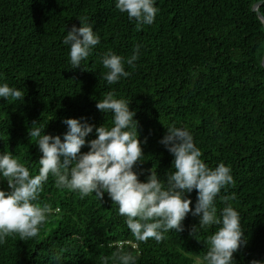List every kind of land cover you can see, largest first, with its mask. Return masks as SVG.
<instances>
[{"label": "trees", "instance_id": "16d2710c", "mask_svg": "<svg viewBox=\"0 0 264 264\" xmlns=\"http://www.w3.org/2000/svg\"><path fill=\"white\" fill-rule=\"evenodd\" d=\"M254 0H157L152 25L137 30L114 0H0V82L22 89L23 102L0 99V152L9 151L38 173L42 153L28 130L33 121L45 134L67 131L66 118H86L111 126V114L97 109L115 90L136 112L144 162L134 170L146 182L150 170L166 180L174 157L159 143L167 126H187L210 167L224 162L234 184L221 191L239 212L247 244L235 264L264 261V22ZM264 13V5H261ZM86 17L101 42L80 68L69 62L63 37ZM142 45L134 68L108 85L100 58L109 50L127 59ZM95 130L86 139H95ZM87 146L81 152H87ZM0 190L11 189L0 179ZM194 208L197 193L187 194ZM59 211L36 238L9 236L0 244V264H101L117 247L137 256L136 264H197L207 251V235H190L199 217L189 213L184 231L171 230L163 242L149 239L134 248V237L105 193L81 198L58 189L49 176L40 201ZM218 210L224 202L217 197ZM103 244L104 247H100ZM111 244V247L109 246Z\"/></svg>", "mask_w": 264, "mask_h": 264}, {"label": "clouds", "instance_id": "9594fccd", "mask_svg": "<svg viewBox=\"0 0 264 264\" xmlns=\"http://www.w3.org/2000/svg\"><path fill=\"white\" fill-rule=\"evenodd\" d=\"M115 9L127 14L134 21L137 30L143 25L155 22L159 9L157 0H114ZM264 0H254L253 11L261 13ZM81 26L72 25L63 37V44L69 46V62L72 68H80L93 49L101 42L99 32L93 30L86 17L78 18ZM142 45L134 46L127 59L112 50L100 58L106 69L101 75L108 85L118 83L130 75L125 65L134 68L139 59ZM22 89L0 82V99L23 102ZM96 107L111 114V126L97 127L86 118H66L62 121L67 131L60 135L45 134L46 126L33 121L28 135L35 138L42 155L38 173L33 175L29 167L21 163L12 152H0V179H6L10 191L0 190V244L6 238L18 235L21 240L36 238L41 227L56 212L49 203H40V193L49 176L58 189L77 192L81 198L95 194L101 201L107 195L118 206V214L125 218V224L134 237L135 248L139 242L149 239L157 243L166 239V234L184 231L183 221L191 213L199 217V224L193 225L190 235L198 239L201 231L212 226L216 230L207 235V251L196 256L197 264H235L234 254L247 244L239 212L229 202L231 196H220L234 184L231 167L220 162L210 167L202 158L201 149L187 126H167L159 141L174 157L172 169L166 180L159 178L156 168L150 170L146 182H141L134 170L143 163L144 153L138 135L136 112L131 110L130 101L118 98L115 90L103 94ZM95 130V139H86ZM87 146V152H81ZM193 201L187 194L193 191ZM224 202L218 210L217 197ZM111 247V244L109 245ZM100 247H104L103 244ZM137 256L124 247H117L110 256L102 257L101 264H136ZM251 264H264L252 260Z\"/></svg>", "mask_w": 264, "mask_h": 264}, {"label": "water", "instance_id": "95a60500", "mask_svg": "<svg viewBox=\"0 0 264 264\" xmlns=\"http://www.w3.org/2000/svg\"><path fill=\"white\" fill-rule=\"evenodd\" d=\"M257 14H258L259 17H261V13H258V12H257ZM261 19H262V18H261ZM262 20H263V22H264V19H262ZM262 65H264V57H263V60H262Z\"/></svg>", "mask_w": 264, "mask_h": 264}]
</instances>
